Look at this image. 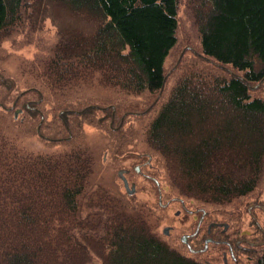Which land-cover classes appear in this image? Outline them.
Returning a JSON list of instances; mask_svg holds the SVG:
<instances>
[{
	"label": "trees",
	"instance_id": "1",
	"mask_svg": "<svg viewBox=\"0 0 264 264\" xmlns=\"http://www.w3.org/2000/svg\"><path fill=\"white\" fill-rule=\"evenodd\" d=\"M192 2L205 62L185 67L146 143L179 198L235 204L233 223L264 178V97L257 92L264 82V0ZM53 3L82 21L59 15ZM178 14L179 0H0V34L46 19L59 33L51 54L30 65L28 88L11 104L0 98V264H213L218 246L194 254L164 240L143 206L106 187L94 150L76 136L100 109L109 114L108 132L128 143L124 108L93 105L84 92L99 85L124 96L158 93L140 113L152 112L178 43ZM68 21L89 32L69 31ZM48 102L61 125L51 133L39 107ZM25 112L40 138L63 148L22 146Z\"/></svg>",
	"mask_w": 264,
	"mask_h": 264
},
{
	"label": "rangeland",
	"instance_id": "2",
	"mask_svg": "<svg viewBox=\"0 0 264 264\" xmlns=\"http://www.w3.org/2000/svg\"><path fill=\"white\" fill-rule=\"evenodd\" d=\"M52 8L64 18L69 19L72 17L76 19V22L82 21L79 16L71 15L69 11L59 6V4H54ZM178 17V43L166 59L167 82L162 93V101L156 105L152 112L146 115L140 113L147 108L146 106L154 102L158 93L154 94V96L147 94L124 96L122 95L124 93L117 89H109L99 85L90 87L84 92L85 95L83 96L85 98H93L89 100V103L93 105L106 107L115 104L119 108H124L125 113H128V115L125 117L123 128L125 131L127 130L132 133V136L128 135L123 139L124 141H128V143L125 146L121 145L122 138L108 132L111 123L110 119L107 118L109 114L100 109H96L97 111L93 114L95 121L91 122V118H88V121H83L82 127L77 129L76 135L78 138H84L95 152L97 178L114 193L126 195L129 203L143 206V209L150 214L151 220L155 221L157 231L162 238L174 243L176 246L182 244L181 238L183 235L192 233L195 230L194 227L199 217L195 219L194 215L188 214L187 210L180 203L174 201L179 195L172 191L169 186L165 171L159 167L157 162L159 158L157 155L153 154L152 162L149 166L143 167L141 171L135 170V167L139 166L138 163L140 162L138 158L135 159V156L138 157L137 153L150 154L147 148L145 133L149 124L160 111L163 102L167 101L170 97L171 91L179 78L182 77L185 67L192 64L196 68L195 63L199 64L197 65L199 67L205 62L202 59V55H200V33L195 22L192 0H179ZM88 21L85 22L87 27L94 25L93 22ZM67 23L69 24V31L74 33L89 32L87 28L82 30L81 27L83 26L77 24L78 22L68 21ZM58 38V29L51 19H46L43 24L37 23L35 26L29 20H25L0 34V98L2 100L4 99L6 103L11 104L12 100L16 99L21 92L28 88L30 78L28 70L30 65L35 61L48 57L56 45ZM257 92L264 97V82ZM31 97L37 99V96L34 94ZM50 103L48 102L49 105L42 104L39 107L48 113L46 130L51 133L55 129L60 128L61 125L56 117L59 112L56 110L52 111ZM24 117L26 118L25 126H23L22 130L18 131V136L20 137L19 143L27 148L28 151L42 152L63 148V144H53L40 138L34 129V119L26 112ZM70 118H73V116H70ZM118 124H121L120 119L115 125ZM67 135L68 133L63 134L64 137H68ZM144 160L147 162L148 157H145ZM123 168L131 170L127 178L130 180V185L132 183L136 184L137 190L133 195L126 192L124 183L118 176L119 170ZM262 181L255 192H264V178ZM184 201L186 208L189 210L202 207L208 212L210 220H219L222 224L229 223L233 225L230 215L233 212L235 204H207L206 202L203 204L192 199ZM167 203H169V206L164 208L162 205ZM178 211H181L179 216L176 215ZM167 226L173 227L168 237L163 234V230ZM193 244L198 246V241L194 240ZM198 247H202V243ZM216 249V245H211L209 253H216ZM220 255L218 262L214 259L215 264H223L222 252ZM203 258L207 260L213 259L208 254ZM97 263L95 259L92 264ZM230 264L233 263L230 262ZM241 264H246V262L242 261ZM251 264H256V262Z\"/></svg>",
	"mask_w": 264,
	"mask_h": 264
},
{
	"label": "flooded vegetation",
	"instance_id": "3",
	"mask_svg": "<svg viewBox=\"0 0 264 264\" xmlns=\"http://www.w3.org/2000/svg\"><path fill=\"white\" fill-rule=\"evenodd\" d=\"M137 156H135V159L138 158L140 160L138 163L140 171L152 162L151 154L137 153ZM145 157H148L147 162L144 160ZM137 169L138 167L136 166L135 170ZM126 170V175L129 176L131 170ZM263 194L264 192L262 191L243 199L239 206L240 209L234 213L233 225L226 223V227L219 220H210L208 218V212L204 208L199 207L195 210H189L186 208L183 198H175L174 201L180 203L187 210L188 214L194 215L195 219L199 217L194 227L195 230L192 233L185 234L188 235L187 243H182L194 254L209 251L211 245L218 246L219 252L214 259L218 262L222 252L223 264H230V262L233 264H241L242 261H245L246 264L254 262L256 264H264ZM162 206L166 208L169 206V203L163 204ZM180 214L181 211H178L176 215L179 216ZM172 230L173 227H171L170 233ZM209 238L211 241L207 249H205L206 240ZM194 240L198 241V246L202 243V247L195 246L193 244ZM189 245L193 248V251H191ZM212 263L215 264L213 261Z\"/></svg>",
	"mask_w": 264,
	"mask_h": 264
},
{
	"label": "water",
	"instance_id": "4",
	"mask_svg": "<svg viewBox=\"0 0 264 264\" xmlns=\"http://www.w3.org/2000/svg\"><path fill=\"white\" fill-rule=\"evenodd\" d=\"M139 169H140V167H138L137 171H139ZM126 173H127V170H126V169H124V168H123V169H120L119 172H118V176L122 179V181H123V183H124V186H125V189H126V192H127L128 194H130V195H133V194L136 193V190H137V189H136V184L133 183L132 185H130L129 180H128L127 176H126ZM223 225H224L225 227L227 226L226 223L223 224ZM170 230H171V226H167V227L164 228L163 232H164L166 235H169ZM187 239H188V235H183L182 238H181L182 242H184V243H187ZM210 241H211L210 238L206 240V246H205V249H207L208 244H209ZM189 247H190L191 251H193V248H191L190 245H189ZM205 249H204V250H205Z\"/></svg>",
	"mask_w": 264,
	"mask_h": 264
}]
</instances>
